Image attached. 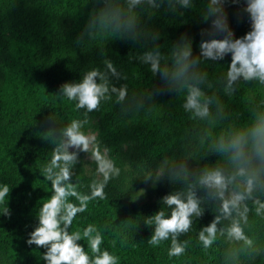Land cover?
<instances>
[{
	"label": "clouds",
	"instance_id": "obj_1",
	"mask_svg": "<svg viewBox=\"0 0 264 264\" xmlns=\"http://www.w3.org/2000/svg\"><path fill=\"white\" fill-rule=\"evenodd\" d=\"M202 3L201 23L207 27L201 30L202 39L194 52L193 39L187 33L165 48L160 43L162 33L153 22L163 12L178 16L184 23L182 18L195 7L196 0H91L77 45L95 40L130 41L140 51L129 54L128 61L147 66L160 86L152 84L129 96L128 84L120 83L128 76L103 49L102 68H90L79 80L59 86L55 94L73 102L77 112L83 110V119L72 118L58 125L49 115L50 126L40 137L52 146L48 162L40 169L51 194L40 204L25 243L44 249V264H119L118 256L101 247L104 235L95 224L70 230L91 201L107 198L108 183L121 176V168L108 156V149L102 152L97 136L85 131L90 123L88 115L109 101L121 105L126 114L140 113L150 110L162 94L181 98L192 127L186 133L182 155L162 158L142 178L155 187L161 182L171 186L160 199L164 207L143 221L152 229L148 244L159 247L170 241L168 256L184 255L192 241L180 237L191 231L194 220L200 221L210 212L213 218L196 236L204 251L223 239L228 244L225 264H242V257L256 254L249 217L254 213L264 218V99L250 104L246 119L240 120L228 110L220 93L233 97L241 83L264 86V0ZM230 6H236L238 21L247 18L249 30L241 36L231 27ZM229 56L226 70L210 77L203 65L220 64ZM81 153L95 162L102 177L90 182L87 194L79 193L74 183ZM11 191L7 183H0V215L7 218L12 215Z\"/></svg>",
	"mask_w": 264,
	"mask_h": 264
},
{
	"label": "trees",
	"instance_id": "obj_2",
	"mask_svg": "<svg viewBox=\"0 0 264 264\" xmlns=\"http://www.w3.org/2000/svg\"><path fill=\"white\" fill-rule=\"evenodd\" d=\"M91 8V0H0V183L12 188L11 218L0 215V264H44V249L25 243L40 204L51 194L50 184L40 175V169L48 162L52 146L40 137L50 126L49 115L58 125L72 118L83 119V110L77 112L73 102L55 94L59 86L79 80L90 68H102V49L128 76L127 81L120 83L128 84L129 96L152 84L160 86L147 66L128 61L129 54L140 51L130 41L95 40L77 45ZM202 10V0H196L195 7L182 18L184 23L178 16L158 13L153 27L162 33L160 43L167 48L187 33L193 39L194 52L198 51L201 30L207 27L201 23ZM228 12L237 36L249 30L246 17L238 21L236 6H230ZM227 63L230 56L220 64L207 62L203 67L210 77H215L226 70ZM220 95L228 110L244 120L248 106L264 99V86L241 83L235 96ZM181 103V98L162 94L155 98L150 110L140 113L126 114L121 105L109 101L88 115L90 123L85 131H97L101 151L108 149V156L121 168V176L108 183L107 198L91 201L70 230L95 224L104 235L101 247L118 256L119 264H225L228 244L223 239L207 251L196 239L199 229L211 221L214 213L206 212L202 220H194L191 231L180 237L192 241L180 257L168 256L170 241L159 247L147 242L152 229L143 221L164 207L160 199L171 186L161 182L155 187L142 178L162 158L182 155L192 121ZM83 159L81 153V161L74 168V183L79 193L87 194L90 182L102 177L87 176ZM148 197L155 198L156 203L145 209ZM249 220V235L255 240L257 252L242 257V264H264V218L253 213ZM81 243L86 247L85 241Z\"/></svg>",
	"mask_w": 264,
	"mask_h": 264
},
{
	"label": "rangeland",
	"instance_id": "obj_3",
	"mask_svg": "<svg viewBox=\"0 0 264 264\" xmlns=\"http://www.w3.org/2000/svg\"><path fill=\"white\" fill-rule=\"evenodd\" d=\"M91 133L95 134L97 136V131L95 129L89 130ZM88 131V132H89ZM83 165H84V171L87 176L95 175L97 177H100L97 173V166H94V162L89 160L87 158V154H84V159H83ZM126 167L128 168V164H126ZM156 203L155 198H146L144 201V207L145 209L151 208L154 204Z\"/></svg>",
	"mask_w": 264,
	"mask_h": 264
}]
</instances>
